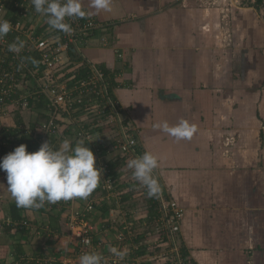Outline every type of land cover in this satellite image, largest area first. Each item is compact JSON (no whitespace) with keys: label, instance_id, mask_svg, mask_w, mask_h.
<instances>
[{"label":"crops","instance_id":"1","mask_svg":"<svg viewBox=\"0 0 264 264\" xmlns=\"http://www.w3.org/2000/svg\"><path fill=\"white\" fill-rule=\"evenodd\" d=\"M82 4L100 27L78 46L105 72L120 120L90 114L77 123L76 111L63 113L69 127L49 138L56 147L65 139L74 146V131L92 127L88 141L103 171L86 200L17 208L0 170V264H78L81 239L70 235L67 222L89 202L87 252L101 253L106 264H166L158 200L151 209L147 189L126 167L145 151L160 158L154 170L160 194L183 210L174 242L184 264H264L263 6L231 0L226 11L212 0H112L110 12L96 13L90 0ZM180 119L197 126L191 140L154 127ZM1 123L15 121L8 116ZM125 127L136 140L133 153L116 146ZM107 178L111 190L102 189ZM24 217L31 229L7 224ZM111 246L128 255L113 262Z\"/></svg>","mask_w":264,"mask_h":264},{"label":"built area","instance_id":"2","mask_svg":"<svg viewBox=\"0 0 264 264\" xmlns=\"http://www.w3.org/2000/svg\"><path fill=\"white\" fill-rule=\"evenodd\" d=\"M0 19L8 20L13 26L7 36L0 40V123L3 118L10 116L7 111L9 104H16L24 111L30 108L31 100L43 97L41 113L45 118L39 123V149L45 141L50 142V137L55 138L62 127H69L59 118L63 113L72 115L76 111L77 114L72 119L77 123L83 121L85 116L93 114H109L110 122L120 120L116 101L109 93L104 73L87 62L78 46L79 42L98 30L100 26L97 21L90 16L67 19L73 28L72 34L67 35L50 28L47 18L35 11L31 0H0ZM17 38L25 42V47L19 54L8 51L9 44ZM69 51H76L88 63L91 75L85 80L75 79V65L71 64L69 56L66 59L67 56L64 55H69ZM33 60L36 61L35 64ZM33 112L38 113L37 110ZM126 129L121 128L116 146L122 151L133 153L136 140ZM74 132L79 139H92V127L89 125H81ZM14 149L11 145H0V157ZM113 187L110 178L102 183V189L111 190ZM156 198L160 213V226L157 230L160 238H166L169 249L168 253L163 251L162 258L166 264H184L174 242V234L179 229L183 210L175 203L166 201L161 194ZM53 205L47 204L45 207L48 209ZM92 209L93 204L89 202L84 210L72 211L67 222L70 235L81 239V255L92 245L90 226L86 219V213ZM8 223L14 227L32 228L31 222L25 217L20 220L7 218ZM35 231L37 232L36 229ZM118 241L120 246L125 244L123 232L118 235ZM118 260L113 259V262Z\"/></svg>","mask_w":264,"mask_h":264},{"label":"clouds","instance_id":"3","mask_svg":"<svg viewBox=\"0 0 264 264\" xmlns=\"http://www.w3.org/2000/svg\"><path fill=\"white\" fill-rule=\"evenodd\" d=\"M37 13L45 16L50 28L71 35L73 28L67 19H83L90 16L82 0H31ZM89 7L96 13L112 10V0H90ZM8 20L0 19V40L12 30ZM25 42L16 39L9 44L8 51L19 54ZM35 64L36 61L33 60ZM155 128L162 130L176 141L191 140L198 129L194 123L180 119L175 125L167 121L158 122ZM90 141V140H89ZM160 158L145 151L141 156L130 159L127 169L132 171L133 179L147 189L149 198L157 197L161 186L154 175L159 167ZM0 170L6 172L7 191L14 199L17 208L27 210L40 209L47 204L73 199L86 200L99 186L102 169L96 167L93 151L86 146V140L80 139L72 145L65 139L58 147L45 141L34 152L27 151L20 144L0 161ZM109 252L119 260L128 255L127 249L111 246ZM78 264H106L104 256L96 251L85 252Z\"/></svg>","mask_w":264,"mask_h":264},{"label":"trees","instance_id":"4","mask_svg":"<svg viewBox=\"0 0 264 264\" xmlns=\"http://www.w3.org/2000/svg\"><path fill=\"white\" fill-rule=\"evenodd\" d=\"M249 6H254L256 8H259L260 5L264 3V0H247ZM69 58L72 61L71 64H74L73 62H78L79 67L74 70L75 79L77 80H85L91 75V70L86 64L85 61H83V58L78 55L76 51H69ZM98 70H101L104 74L105 72L99 67H96ZM69 75V74H68ZM43 97H39L36 100H31L30 102V108L28 110L22 111L20 107H18L16 104L14 105L9 104L8 105V115L12 116L15 124L14 127H9L6 125H2L0 123V145L6 146L11 145L14 148L19 146L20 144H25L27 146V151L34 152L38 150V140L41 137V130L39 123L44 120L45 115L41 112V107L43 106ZM37 110L38 113L33 112ZM92 133V132H91ZM74 141L79 140L80 137L77 136V133H73ZM86 140V146L89 147L93 152L95 151L94 146H92V143H90L87 139ZM3 159V157H0V160ZM155 200V199H154ZM153 198H148V204L149 206L153 207L154 201ZM156 201V200H155ZM152 202V203H151ZM19 215H15L13 218H18Z\"/></svg>","mask_w":264,"mask_h":264},{"label":"rangeland","instance_id":"5","mask_svg":"<svg viewBox=\"0 0 264 264\" xmlns=\"http://www.w3.org/2000/svg\"><path fill=\"white\" fill-rule=\"evenodd\" d=\"M217 1H219L220 6H224L223 9H225L226 11H228L227 7H231V5H230L231 0H228V1L227 0H212L213 4H215V5L219 4ZM238 2H239V4L244 5V6L248 5V1L247 0H238ZM223 3H224V5H223ZM262 6H263V10H262L263 14H262V16L264 17V3L262 4Z\"/></svg>","mask_w":264,"mask_h":264}]
</instances>
